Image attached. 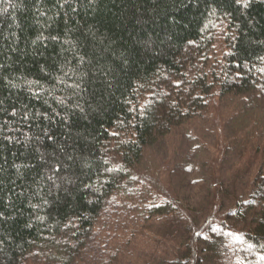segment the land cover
Wrapping results in <instances>:
<instances>
[{
    "label": "trees",
    "instance_id": "obj_1",
    "mask_svg": "<svg viewBox=\"0 0 264 264\" xmlns=\"http://www.w3.org/2000/svg\"><path fill=\"white\" fill-rule=\"evenodd\" d=\"M263 95L264 0H0V264H87L92 239L120 264L148 236L142 264H264V171L199 213L124 196L150 147Z\"/></svg>",
    "mask_w": 264,
    "mask_h": 264
},
{
    "label": "rangeland",
    "instance_id": "obj_2",
    "mask_svg": "<svg viewBox=\"0 0 264 264\" xmlns=\"http://www.w3.org/2000/svg\"><path fill=\"white\" fill-rule=\"evenodd\" d=\"M261 97L257 98L256 104H263L258 107H255L252 98L243 103L235 98L219 99L215 107H209L196 121H191L172 134L162 148L150 147L141 160L139 172L126 185L124 196L139 195L146 200L149 196L170 198V195H175L188 200L192 206L190 209L199 213V203L208 202L216 196L214 192H217V187H222L228 193L231 191L229 184L235 181L248 189L252 183L249 181L264 171V99ZM139 202L133 203V207L137 208ZM113 212L122 219L118 211ZM114 221L115 217L112 223ZM104 223L99 230L121 234L116 231L118 226L109 228V224ZM117 241L123 244L122 240ZM109 243L92 239L85 263L94 264L90 251L96 249V253L100 254L96 262L107 263L112 252L116 251L113 242ZM149 246L150 236L139 238L125 246L127 256L121 254L120 258L123 259L118 261L120 264L148 262Z\"/></svg>",
    "mask_w": 264,
    "mask_h": 264
},
{
    "label": "snow or ice",
    "instance_id": "obj_3",
    "mask_svg": "<svg viewBox=\"0 0 264 264\" xmlns=\"http://www.w3.org/2000/svg\"><path fill=\"white\" fill-rule=\"evenodd\" d=\"M237 2L239 3V0H237ZM246 6V5H245Z\"/></svg>",
    "mask_w": 264,
    "mask_h": 264
}]
</instances>
